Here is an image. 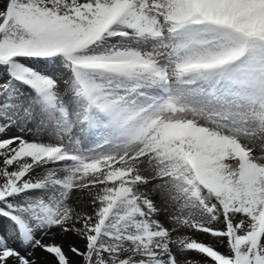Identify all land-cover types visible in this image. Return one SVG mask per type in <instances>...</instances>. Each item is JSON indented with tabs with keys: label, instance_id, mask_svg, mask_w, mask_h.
Listing matches in <instances>:
<instances>
[{
	"label": "snow or ice",
	"instance_id": "obj_1",
	"mask_svg": "<svg viewBox=\"0 0 264 264\" xmlns=\"http://www.w3.org/2000/svg\"><path fill=\"white\" fill-rule=\"evenodd\" d=\"M0 264H264V0H0Z\"/></svg>",
	"mask_w": 264,
	"mask_h": 264
},
{
	"label": "rangeland",
	"instance_id": "obj_2",
	"mask_svg": "<svg viewBox=\"0 0 264 264\" xmlns=\"http://www.w3.org/2000/svg\"><path fill=\"white\" fill-rule=\"evenodd\" d=\"M199 239H201V240H206V239H204V236L199 237ZM70 242H75V238H72V241H70ZM65 246L67 247V243L65 244ZM221 250H222V249H221Z\"/></svg>",
	"mask_w": 264,
	"mask_h": 264
},
{
	"label": "bare ground",
	"instance_id": "obj_3",
	"mask_svg": "<svg viewBox=\"0 0 264 264\" xmlns=\"http://www.w3.org/2000/svg\"><path fill=\"white\" fill-rule=\"evenodd\" d=\"M204 239H207V237L204 236ZM68 243V242H65V244ZM195 258V257H194Z\"/></svg>",
	"mask_w": 264,
	"mask_h": 264
}]
</instances>
